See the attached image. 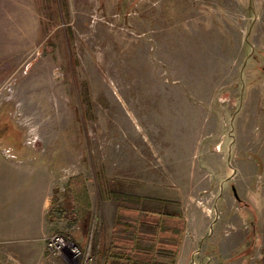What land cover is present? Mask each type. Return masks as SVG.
Returning a JSON list of instances; mask_svg holds the SVG:
<instances>
[{
	"label": "rangeland",
	"instance_id": "obj_1",
	"mask_svg": "<svg viewBox=\"0 0 264 264\" xmlns=\"http://www.w3.org/2000/svg\"><path fill=\"white\" fill-rule=\"evenodd\" d=\"M25 23L0 25V143L50 161L86 264H264V0H30Z\"/></svg>",
	"mask_w": 264,
	"mask_h": 264
},
{
	"label": "crops",
	"instance_id": "obj_2",
	"mask_svg": "<svg viewBox=\"0 0 264 264\" xmlns=\"http://www.w3.org/2000/svg\"><path fill=\"white\" fill-rule=\"evenodd\" d=\"M29 20L30 0H0L1 26H25ZM57 177L40 150L0 143V264H70L47 249L58 232H67L91 255L92 235H83L80 221L68 228L66 213L53 211ZM181 257L179 252L174 264H190L191 257Z\"/></svg>",
	"mask_w": 264,
	"mask_h": 264
},
{
	"label": "trees",
	"instance_id": "obj_3",
	"mask_svg": "<svg viewBox=\"0 0 264 264\" xmlns=\"http://www.w3.org/2000/svg\"><path fill=\"white\" fill-rule=\"evenodd\" d=\"M77 184H82V183L78 182ZM75 185L76 184L74 183V186H72V188L71 187L69 188L72 189L73 194L75 193V191H77V187H76L77 185L76 186ZM82 187L83 186H81V188ZM174 232H176V230L173 228H168V229L164 228V233L165 235L168 236L169 240L170 239L175 240V238L173 237ZM117 248H118L117 245L114 243L107 249L105 264H112V262L115 261H124L127 262L128 264H174L175 258L177 256V251L170 250L168 248V250H161L158 253H156L151 260L142 261L140 259L133 258L128 255H124L123 253H119V250Z\"/></svg>",
	"mask_w": 264,
	"mask_h": 264
},
{
	"label": "built area",
	"instance_id": "obj_4",
	"mask_svg": "<svg viewBox=\"0 0 264 264\" xmlns=\"http://www.w3.org/2000/svg\"><path fill=\"white\" fill-rule=\"evenodd\" d=\"M47 249L56 256L67 258L70 264H85V252L78 244L69 240L64 234H54L47 240Z\"/></svg>",
	"mask_w": 264,
	"mask_h": 264
},
{
	"label": "water",
	"instance_id": "obj_5",
	"mask_svg": "<svg viewBox=\"0 0 264 264\" xmlns=\"http://www.w3.org/2000/svg\"><path fill=\"white\" fill-rule=\"evenodd\" d=\"M231 179H232V178H229L228 181H231ZM233 191H234V195H235V197H236L237 199H239V197H238V193H237V191H236V189H235L234 187H233ZM69 193H70V195L73 197L72 189H69Z\"/></svg>",
	"mask_w": 264,
	"mask_h": 264
}]
</instances>
